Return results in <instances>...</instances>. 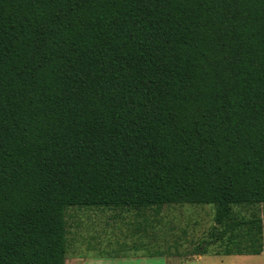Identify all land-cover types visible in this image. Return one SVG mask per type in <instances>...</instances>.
Listing matches in <instances>:
<instances>
[{
	"label": "trees",
	"instance_id": "obj_1",
	"mask_svg": "<svg viewBox=\"0 0 264 264\" xmlns=\"http://www.w3.org/2000/svg\"><path fill=\"white\" fill-rule=\"evenodd\" d=\"M261 204L264 0H0V264H64L69 209L185 205L259 256Z\"/></svg>",
	"mask_w": 264,
	"mask_h": 264
},
{
	"label": "rangeland",
	"instance_id": "obj_2",
	"mask_svg": "<svg viewBox=\"0 0 264 264\" xmlns=\"http://www.w3.org/2000/svg\"><path fill=\"white\" fill-rule=\"evenodd\" d=\"M214 214L211 205L163 206L138 217L119 209H69L64 264H264V248L259 256H225L223 242L206 246ZM241 219L261 221L264 245V204L233 207L230 221Z\"/></svg>",
	"mask_w": 264,
	"mask_h": 264
}]
</instances>
